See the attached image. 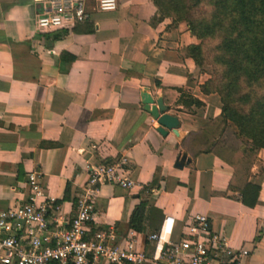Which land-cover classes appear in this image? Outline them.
<instances>
[{
	"label": "crops",
	"instance_id": "obj_1",
	"mask_svg": "<svg viewBox=\"0 0 264 264\" xmlns=\"http://www.w3.org/2000/svg\"><path fill=\"white\" fill-rule=\"evenodd\" d=\"M37 5L0 0V210L26 200L27 173L38 171L45 195L69 214L86 167L125 157L136 185H100L93 227L114 226L150 256V228L146 235L126 231L133 206L144 199L145 225L150 214L158 228L169 215L175 237L191 215L204 214L230 247L247 250L246 263L264 264V151L211 145L220 102L199 89L208 75L185 52L198 42L185 23L166 17L149 24L156 11L150 0H117L114 10L91 11L76 26L92 31L62 28L67 33L44 46L35 35L53 30L36 25ZM61 51L74 56L65 71ZM143 87L177 117L176 133L155 130L140 102ZM180 93L201 105L177 101ZM181 153L190 160L176 168ZM245 182L259 186L253 207L236 200Z\"/></svg>",
	"mask_w": 264,
	"mask_h": 264
},
{
	"label": "built area",
	"instance_id": "obj_2",
	"mask_svg": "<svg viewBox=\"0 0 264 264\" xmlns=\"http://www.w3.org/2000/svg\"><path fill=\"white\" fill-rule=\"evenodd\" d=\"M38 4L40 29L69 28L90 18L91 11H112L117 0H31ZM127 160L99 162L86 167V179L69 214L45 195L38 171L26 177L28 195L21 203L0 210V264H248L247 250L230 247L209 218L191 215L174 237V219L166 215L147 235L150 256L114 226L93 227L94 200L100 185L132 189Z\"/></svg>",
	"mask_w": 264,
	"mask_h": 264
},
{
	"label": "trees",
	"instance_id": "obj_3",
	"mask_svg": "<svg viewBox=\"0 0 264 264\" xmlns=\"http://www.w3.org/2000/svg\"><path fill=\"white\" fill-rule=\"evenodd\" d=\"M150 1L156 11L149 24L170 17L172 24L184 22L191 35L198 40L196 44L187 45L185 52L195 66L208 75L199 85L201 93H214L220 102V111L214 120L220 132L211 145H226L220 137L225 133L243 140V151H264V0ZM76 26H72L71 30L92 31L88 24L82 29ZM66 33V30L58 29L35 36L48 46ZM73 59V55L61 51L59 68L65 71L63 64L68 65ZM182 95L180 93L177 101L197 107L201 105L192 97L182 100ZM150 188L145 186L141 191L149 192ZM237 192V201L253 207L257 202L259 186L245 182ZM146 209V201L140 199L128 216L126 231L146 235L145 226L152 232L157 230L153 214L149 215L145 225ZM258 238L256 235L253 239L256 241Z\"/></svg>",
	"mask_w": 264,
	"mask_h": 264
},
{
	"label": "water",
	"instance_id": "obj_4",
	"mask_svg": "<svg viewBox=\"0 0 264 264\" xmlns=\"http://www.w3.org/2000/svg\"><path fill=\"white\" fill-rule=\"evenodd\" d=\"M38 6V5H37ZM140 102L142 108L146 111L152 119H154L156 126L155 130L160 135H165L168 130L176 133V128L179 125V121L175 115L166 113V106L162 104L161 98L157 97L155 100L147 93L146 88L143 87L140 92ZM189 158L185 153H181L174 161L173 166L181 168L183 164L189 162Z\"/></svg>",
	"mask_w": 264,
	"mask_h": 264
},
{
	"label": "rangeland",
	"instance_id": "obj_5",
	"mask_svg": "<svg viewBox=\"0 0 264 264\" xmlns=\"http://www.w3.org/2000/svg\"><path fill=\"white\" fill-rule=\"evenodd\" d=\"M211 124H212V126L210 129L213 133L212 136L215 137L217 135V133L220 132V127L217 125V123L215 121H212ZM220 137H221V139L225 140L226 145H221L220 143H218L217 147H221V148L224 147V148H226L224 150H226L227 152H230L231 150H233V148H230V147H235V146H238L242 150L245 149V145H244L243 140L240 141V140L234 139L225 133H223ZM216 140L217 139H215V141ZM215 145H217V144H215Z\"/></svg>",
	"mask_w": 264,
	"mask_h": 264
}]
</instances>
